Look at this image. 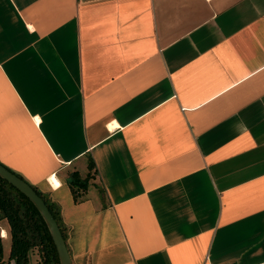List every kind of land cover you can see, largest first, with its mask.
Here are the masks:
<instances>
[{"label": "crops", "instance_id": "0c3cea01", "mask_svg": "<svg viewBox=\"0 0 264 264\" xmlns=\"http://www.w3.org/2000/svg\"><path fill=\"white\" fill-rule=\"evenodd\" d=\"M0 162L73 264H264V0H0Z\"/></svg>", "mask_w": 264, "mask_h": 264}, {"label": "trees", "instance_id": "16d2710c", "mask_svg": "<svg viewBox=\"0 0 264 264\" xmlns=\"http://www.w3.org/2000/svg\"><path fill=\"white\" fill-rule=\"evenodd\" d=\"M0 164L3 165L1 162ZM8 170L24 180L20 174ZM95 172V163L89 156L88 174L85 178L81 177L77 171L69 175L68 182L73 190L75 201L83 197ZM30 186L45 201L65 241L66 234L59 207L49 201L36 187ZM2 220L6 222L7 236L11 241L9 261H13V264H32V258L36 255L37 264H59L50 232L37 208L22 192L0 177V222Z\"/></svg>", "mask_w": 264, "mask_h": 264}, {"label": "water", "instance_id": "95a60500", "mask_svg": "<svg viewBox=\"0 0 264 264\" xmlns=\"http://www.w3.org/2000/svg\"><path fill=\"white\" fill-rule=\"evenodd\" d=\"M0 177L22 192L37 208L44 219L55 245L59 264H73L59 226L40 195L22 178L0 164ZM13 264V261H11Z\"/></svg>", "mask_w": 264, "mask_h": 264}, {"label": "rangeland", "instance_id": "374dc122", "mask_svg": "<svg viewBox=\"0 0 264 264\" xmlns=\"http://www.w3.org/2000/svg\"><path fill=\"white\" fill-rule=\"evenodd\" d=\"M3 235V232H0V235ZM10 245L11 241L9 237L3 238L1 236L0 238V264H12L11 261H9V253H10ZM37 257L36 255L32 258V264H37Z\"/></svg>", "mask_w": 264, "mask_h": 264}]
</instances>
